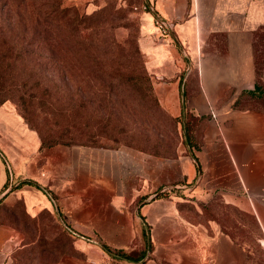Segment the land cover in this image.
Returning a JSON list of instances; mask_svg holds the SVG:
<instances>
[{
  "label": "crops",
  "instance_id": "0c3cea01",
  "mask_svg": "<svg viewBox=\"0 0 264 264\" xmlns=\"http://www.w3.org/2000/svg\"><path fill=\"white\" fill-rule=\"evenodd\" d=\"M144 1L173 25L159 38L153 14L143 11L140 44L155 73L179 76L156 91L188 121L189 144L173 158L90 148L88 166L77 147L79 166L52 184L58 167L51 164L68 150L48 151L42 181L49 189L29 181L8 197L24 200L33 225L23 231L0 220V264H261L254 250L264 235V107L249 93L264 0ZM2 110V129L19 124ZM22 130L27 146L17 155L6 149L9 167L39 147L37 134Z\"/></svg>",
  "mask_w": 264,
  "mask_h": 264
},
{
  "label": "trees",
  "instance_id": "16d2710c",
  "mask_svg": "<svg viewBox=\"0 0 264 264\" xmlns=\"http://www.w3.org/2000/svg\"><path fill=\"white\" fill-rule=\"evenodd\" d=\"M6 9L13 13L9 32L16 37L14 59L16 63L20 60V67L27 68L28 80L34 79L29 94L25 88L19 93L23 97L21 108L40 132L43 145H101V137L118 142V134L125 131L124 125L117 124L119 130L114 133L109 130L116 124V109L126 106L125 102L159 107L137 41L128 38L123 44L117 43L109 30L113 24L105 21L102 10L85 13L74 5L64 4L63 0H0L3 19L8 17ZM7 26L0 20V45L5 37L2 31ZM50 29L54 31V37ZM84 29L88 30L86 34ZM106 32L108 37H104ZM49 43L53 50L49 55L51 61L71 64V70L63 66L74 83L71 91V88L65 90L44 70L43 60L48 58L44 45ZM4 49L0 50V96L7 98L11 89L4 83L8 71L3 63L11 55ZM43 80L51 82L54 89L44 88ZM55 89L58 93L63 91L64 95L57 97ZM6 98L0 97V101ZM83 124V130L78 131L77 127ZM64 239L69 241L71 238L66 234ZM105 248L112 251L106 245ZM254 252L264 264V250L258 247ZM118 254L128 255L124 251Z\"/></svg>",
  "mask_w": 264,
  "mask_h": 264
},
{
  "label": "rangeland",
  "instance_id": "374dc122",
  "mask_svg": "<svg viewBox=\"0 0 264 264\" xmlns=\"http://www.w3.org/2000/svg\"><path fill=\"white\" fill-rule=\"evenodd\" d=\"M63 1L64 4L74 5L85 13H93L96 10H102L103 17L106 19L105 21H108L109 24H113L111 27H109V30H111V32L114 34L117 43L123 44V42L128 38H135L142 51L144 66L150 76L154 94L159 102V107L147 104L142 105L141 103L133 104L132 102H125L126 106H121V109L119 110L116 109V121L118 123L115 121L116 124L112 128L110 127L109 130H112V133H114L119 130L117 124L124 125L125 131L123 133L118 132V142H115L110 138L101 137L103 142L101 145H87L81 143H57L53 145H43L40 132L35 126L31 124V122L28 121L21 108V100L23 97L19 96V93L21 92L22 88H25L29 94L32 91V89L29 87L31 84H33L34 79L31 78L28 80L27 68L20 67V60H18L16 63L14 59V42L16 44V37L9 32L10 27H12L13 18L11 16L12 12L6 9L5 11L8 17L4 16L3 19V17L0 16L1 22H6L8 25L2 31V33L5 34V37H3V45H0V50L5 48L4 51H7L11 55L9 58H6L3 63V66L6 67L8 71V73H5L4 75V83L11 90L10 93H7L9 97L6 98L5 95L0 96L1 98H6L3 101H0V111H3V108L11 110L17 115L20 121L19 124L12 123L5 129L0 127V131L4 132V135L0 133V155L2 156L3 160L1 164L2 168L0 167V175L4 177L7 174L6 181L0 184V207L3 209V213L0 215V220L3 219L12 226L18 227L23 231H26L28 224L33 225V221L26 211L25 202L22 198H18L15 202H10L8 197L10 194L16 193L23 187H28L25 184L26 180L34 181L37 185H40L45 189H49V185L42 181V175H45L44 173L47 174L45 169H43V166L46 163L48 151H52L56 148H64L68 150V153L64 159L61 158L59 161L51 164L53 167H58L53 169L57 172V174L53 173L51 168L50 181L52 184L53 178H56L54 176L60 175L61 177H65L66 173L68 171L70 172L74 166H79V160L77 158L79 152H75L77 147L85 148V152L80 155V158H82L80 161L85 162V165L88 166V149L90 148L119 149L122 147H129L143 151L147 154L160 156L162 158H173L177 157L180 154V151H183L184 147L190 142L188 121H184L180 116H175L173 113H171L165 107V105L161 103L159 95L156 91L157 83L164 82L167 83V85H170L172 81L179 80V76L175 77L174 74L172 75L168 73H155V71L150 68L151 65L149 66V59L145 52H143L140 44L142 32L141 14L143 12V10L140 8L141 0H94L95 5H90L89 0ZM1 12L2 11L0 10V15ZM87 31V29L83 30L85 34ZM50 33L54 37V31L52 29H50ZM105 36L108 37L107 32L104 33V37ZM49 38H51V35ZM255 43L257 78L255 89H253L249 95L256 98L258 97V102L260 101L261 103H259L264 107V31L259 34V37ZM51 48L52 45L50 43L48 45H44V52L48 54V58L45 57L43 60V66L46 69H44L42 66L41 68L44 69L49 75L53 76L57 81H59L65 90L71 88V91L74 89L72 87L74 86V83H72V80L69 78V75L66 74V70L63 67L67 66L70 69L71 64H61L60 61H51L50 59L52 58L49 56L52 55L53 52ZM108 49L113 50L112 48ZM103 50V52L108 53V50ZM182 74L184 75V73ZM41 85L44 88L49 86L54 89V85L49 81L43 80ZM57 90L58 89H55L54 91L55 95L57 97H62L64 92L61 91L58 93ZM101 112L104 113L103 110H101ZM7 123L9 122L7 121ZM78 127L80 129H78ZM78 127V131L83 130L84 124L81 127ZM23 128L26 130H31L37 134L40 139L39 147L34 153H30L29 157H25L22 160L21 167H9L8 164L10 163L12 165V161L9 157V152H7L6 149L9 150V147L18 149L19 151L14 152V154L17 155L21 154V147L27 146L24 144L26 134L25 130H22ZM25 156H27V154H25ZM33 158L36 159L38 167L29 166L27 161H30V159ZM58 170L60 171V174H58ZM85 171L88 174V169ZM60 237H62V235H60ZM25 239L30 240L28 236L25 237ZM258 239L263 240V243H261L263 246L262 249H264L263 233H258Z\"/></svg>",
  "mask_w": 264,
  "mask_h": 264
},
{
  "label": "built area",
  "instance_id": "2783aa9c",
  "mask_svg": "<svg viewBox=\"0 0 264 264\" xmlns=\"http://www.w3.org/2000/svg\"><path fill=\"white\" fill-rule=\"evenodd\" d=\"M140 8L143 11H149L153 14V21L158 30L159 38L171 35V30L173 27L172 23L163 18L160 14H157L155 7L150 2L144 1L142 4H140Z\"/></svg>",
  "mask_w": 264,
  "mask_h": 264
}]
</instances>
